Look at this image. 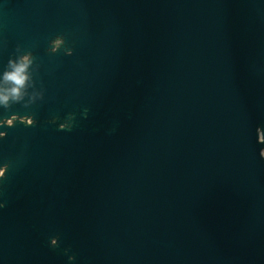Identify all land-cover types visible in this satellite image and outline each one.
I'll return each instance as SVG.
<instances>
[{"label":"water","instance_id":"obj_1","mask_svg":"<svg viewBox=\"0 0 264 264\" xmlns=\"http://www.w3.org/2000/svg\"><path fill=\"white\" fill-rule=\"evenodd\" d=\"M17 47L45 99L0 109L37 120L0 129V264H264V0H0Z\"/></svg>","mask_w":264,"mask_h":264},{"label":"clouds","instance_id":"obj_2","mask_svg":"<svg viewBox=\"0 0 264 264\" xmlns=\"http://www.w3.org/2000/svg\"><path fill=\"white\" fill-rule=\"evenodd\" d=\"M65 46V40L58 37L51 42L50 51L57 54ZM74 53L71 50L66 52V55L72 56ZM40 70V66L36 63L33 54L21 47H17L16 53L10 58L7 64L0 69V109L11 110L14 105H23L25 108H30L45 99V90L42 87H37L35 79L36 73ZM87 114V109L84 110ZM74 117L69 116L66 122L59 125L60 131H67L70 127V122ZM19 121L21 124L32 127L35 125V119L29 116L21 118L17 115H12L10 119H0V129L12 128ZM257 134L259 143H264V128H258ZM7 132L0 131V140L7 139ZM260 157L264 158V151L260 152ZM9 171V165L0 166V189L4 187L2 181L6 179ZM4 204L0 203V208ZM53 247L59 246L57 239L51 240ZM70 264H75L76 257L70 255L68 257Z\"/></svg>","mask_w":264,"mask_h":264}]
</instances>
